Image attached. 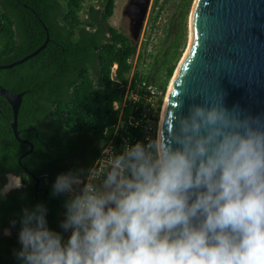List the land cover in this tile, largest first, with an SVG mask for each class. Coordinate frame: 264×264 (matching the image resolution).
<instances>
[{
  "label": "clouds",
  "instance_id": "obj_1",
  "mask_svg": "<svg viewBox=\"0 0 264 264\" xmlns=\"http://www.w3.org/2000/svg\"><path fill=\"white\" fill-rule=\"evenodd\" d=\"M169 131L180 147L158 135L89 171L66 204V244L42 205L25 209L23 264H264V120L218 100ZM81 183L60 174L53 191ZM20 186L10 176L5 187Z\"/></svg>",
  "mask_w": 264,
  "mask_h": 264
},
{
  "label": "trees",
  "instance_id": "obj_2",
  "mask_svg": "<svg viewBox=\"0 0 264 264\" xmlns=\"http://www.w3.org/2000/svg\"><path fill=\"white\" fill-rule=\"evenodd\" d=\"M163 1L154 0L147 22L150 31L158 29ZM191 4L192 0L178 1L167 25L169 36L159 42L155 62L147 68L145 55H152L146 52L148 39L139 49L137 42L108 22L115 0H0V65L39 47L46 38L45 28L49 37L35 56L0 69L1 86L15 93L24 91L17 131L32 145L31 152L18 162L30 145L14 137L11 106L0 97L1 263L23 264L18 257L22 249L18 236L25 209L33 211L37 205L46 209L47 227L60 234L62 244L67 243L71 235L62 224L66 204L75 194H55L57 176L81 177L120 122L140 120L128 124L124 135L118 129V144L141 141L148 86L159 92L153 116L156 127L164 94L186 44ZM134 56L136 65L125 80ZM141 65L145 70L139 69ZM130 94L136 98H129ZM7 174L21 175L24 187L2 194ZM4 229L12 235H2Z\"/></svg>",
  "mask_w": 264,
  "mask_h": 264
},
{
  "label": "water",
  "instance_id": "obj_3",
  "mask_svg": "<svg viewBox=\"0 0 264 264\" xmlns=\"http://www.w3.org/2000/svg\"><path fill=\"white\" fill-rule=\"evenodd\" d=\"M150 2L128 0L124 6L122 13L129 19V37L133 41L139 37ZM45 30L46 38L39 47L20 59L0 65V69L21 64L39 53L49 41ZM185 52L173 72L159 127V135L171 142L173 149L180 145L175 143L169 129L178 133L180 118L187 117L194 104L210 107L211 101L220 100L226 109L239 112L241 117L264 120V0H194ZM131 73L132 68L124 79L128 80ZM124 92L122 89L121 95ZM23 94L24 91L15 93L0 85V97L12 109L14 137L30 145L18 162L32 150L31 143L22 140L17 131ZM10 176L14 175L7 174Z\"/></svg>",
  "mask_w": 264,
  "mask_h": 264
},
{
  "label": "rangeland",
  "instance_id": "obj_4",
  "mask_svg": "<svg viewBox=\"0 0 264 264\" xmlns=\"http://www.w3.org/2000/svg\"><path fill=\"white\" fill-rule=\"evenodd\" d=\"M127 1L128 0H115V6H114L113 14L109 18L108 22H109V24L111 26L115 27L117 30H121V31L125 32L126 34L127 33L129 34V30H128L129 21H128L127 17L124 16L123 13H122V11L124 9V6L126 5ZM178 1L179 0H167V1L164 0L163 1V8L164 9H163V11L161 13V18H159L158 22L156 23L157 26H158V29H153L151 31L148 29V23L147 22H148L149 15L151 13V8H152V6L154 4V0H151V2H150L149 8H148V13H147L145 21L143 23V26H142V29L140 31L139 37H138L137 41H134V42H137L139 49L141 48V46H143L142 44L145 41V39H148V41H149L148 44L146 45V48H147L146 52L147 53H151L152 55L150 57L145 55L146 56V63L144 65L147 68H148L150 63H154L155 62V57L154 56H155V54L157 52V47L160 48V46H159L160 43L159 42L164 39L163 38L164 36H166L167 38L169 36L168 35L169 33L167 31V25L169 23V18L174 16V13L176 12L175 11V6L178 3ZM193 2H194V0H192L191 7L193 5ZM191 7H190V10H189L188 19H187V39H186V44L184 46V50H183L182 56H183V54L186 53L185 51L187 50L188 42H189V15H190ZM172 28H173V25H171V29ZM141 49H143V48H141ZM182 56L180 57V59L182 58ZM180 59H179V61H180ZM179 61L177 63L178 66H179V64L181 62V61L180 62ZM132 65H133V67H132V71H133V68L136 65V56H134V58L132 59ZM177 65H176V67H178ZM114 68H115V66L113 67V69ZM139 69L145 70V68L142 65L139 66ZM175 69H177V68H175ZM173 77H174V75H173ZM172 78H171V80H172ZM171 80L169 81L167 89H166V92L164 94L162 105L165 102V99H166L165 97L167 96V92H168V88H169V85L171 83ZM127 88L128 87H126L125 89H127ZM162 105H161V110H162ZM161 110H160V113H159V122H160V118H161V116H160ZM8 184H9V177H6L5 186L8 185Z\"/></svg>",
  "mask_w": 264,
  "mask_h": 264
},
{
  "label": "built area",
  "instance_id": "obj_5",
  "mask_svg": "<svg viewBox=\"0 0 264 264\" xmlns=\"http://www.w3.org/2000/svg\"><path fill=\"white\" fill-rule=\"evenodd\" d=\"M147 90L149 92V95L145 97L144 103H143L144 109H145V112L143 113V118H144L143 124H144L145 134H144V137L142 138V140L136 141L135 143H127V142L122 141L120 144H118L115 141V137L117 135L118 129H120V128L123 129V126H125V128H126L128 124L136 125L138 122H140V120H135L133 118H130L127 123L126 122L118 123L115 126V130H114L113 134L102 145L98 156L95 158V160L93 161L91 166L87 170H85L84 173L82 174V176L80 177L82 183L79 185L73 186L75 194H78L82 190L84 183L87 182V177L89 175V171L92 169L99 170L100 167L102 168L104 166L105 160L110 155L122 154L125 147L134 146L137 142H140L144 145H147L150 140L156 139V137L159 135V124H160L159 117H158V121L156 122V127H155V122L153 120V116L155 115V113L157 111L156 101H157L159 92L150 86L147 87ZM128 97L129 98L132 97L133 99H135L136 95L130 94ZM159 113H160V111H159ZM102 179H103V177H101V180L97 181V183L99 184L102 181ZM71 231H72L71 229H68V234L71 235Z\"/></svg>",
  "mask_w": 264,
  "mask_h": 264
},
{
  "label": "flooded vegetation",
  "instance_id": "obj_6",
  "mask_svg": "<svg viewBox=\"0 0 264 264\" xmlns=\"http://www.w3.org/2000/svg\"><path fill=\"white\" fill-rule=\"evenodd\" d=\"M128 2V1H127ZM128 19V18H127ZM128 21H129V19H128ZM125 33V32H124ZM127 35H129L128 33H127ZM14 175V174H13ZM14 176H17V177H20L21 178V186L19 187V188H22V187H24V185L22 184V176L21 175H14ZM4 186H5V184L2 186V189H1V193L2 194H5V193H8L9 191H11V190H13V189H19V188H15V187H13V188H10V189H7L6 191H4ZM72 194H75V192L73 191V193ZM7 230V231H6ZM2 235H4V236H11L12 235V232H11V230L10 229H4V230H2ZM18 240H19V236H18ZM19 242H20V240H19ZM21 243V242H20Z\"/></svg>",
  "mask_w": 264,
  "mask_h": 264
},
{
  "label": "bare ground",
  "instance_id": "obj_7",
  "mask_svg": "<svg viewBox=\"0 0 264 264\" xmlns=\"http://www.w3.org/2000/svg\"><path fill=\"white\" fill-rule=\"evenodd\" d=\"M176 72V71H175ZM175 74V73H174ZM172 80H173V78H172ZM172 80H171V82H172ZM170 85H171V83H170ZM170 85H169V88H170ZM169 88H168V91H169ZM167 94H168V92H167ZM166 98V97H165ZM165 103V102H164ZM163 107H164V104L162 105V110H161V114H160V116H162V111H163ZM160 121H161V118H160ZM159 127H160V124H159Z\"/></svg>",
  "mask_w": 264,
  "mask_h": 264
}]
</instances>
